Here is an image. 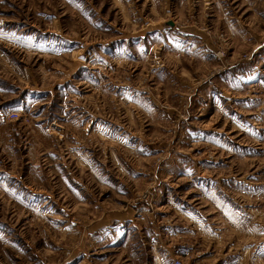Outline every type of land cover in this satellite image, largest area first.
<instances>
[{
    "label": "rangeland",
    "instance_id": "obj_1",
    "mask_svg": "<svg viewBox=\"0 0 264 264\" xmlns=\"http://www.w3.org/2000/svg\"><path fill=\"white\" fill-rule=\"evenodd\" d=\"M264 264V0H0V264Z\"/></svg>",
    "mask_w": 264,
    "mask_h": 264
},
{
    "label": "built area",
    "instance_id": "obj_2",
    "mask_svg": "<svg viewBox=\"0 0 264 264\" xmlns=\"http://www.w3.org/2000/svg\"><path fill=\"white\" fill-rule=\"evenodd\" d=\"M174 264H182V262L178 259L174 260Z\"/></svg>",
    "mask_w": 264,
    "mask_h": 264
}]
</instances>
